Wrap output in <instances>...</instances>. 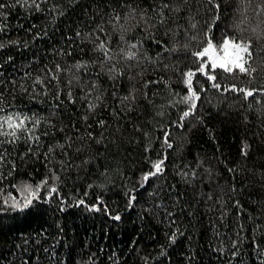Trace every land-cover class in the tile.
<instances>
[{
    "label": "trees",
    "instance_id": "1",
    "mask_svg": "<svg viewBox=\"0 0 264 264\" xmlns=\"http://www.w3.org/2000/svg\"><path fill=\"white\" fill-rule=\"evenodd\" d=\"M0 264H264V0H0Z\"/></svg>",
    "mask_w": 264,
    "mask_h": 264
},
{
    "label": "snow or ice",
    "instance_id": "2",
    "mask_svg": "<svg viewBox=\"0 0 264 264\" xmlns=\"http://www.w3.org/2000/svg\"><path fill=\"white\" fill-rule=\"evenodd\" d=\"M101 47H103V45H101ZM229 47H231L232 49L235 50V52H234L235 58L234 59H221L220 57H215V56L209 55L213 50V45L210 42L208 44V47L205 48L202 52L197 53V55H199L201 57H204L206 55L209 56V59L211 60V67L213 69L216 68L217 66H219L220 68H223L227 72H232L233 67H235V68H238L241 72H246L247 69L244 67L243 62H241L242 57L239 55V53L240 52H248V46L231 43V42L226 40V41H224V44L222 46L221 51H223L227 55ZM191 75L192 74L189 73V76H191ZM209 78L213 79V80L215 79V77H209ZM189 83H190V81H189ZM214 86L219 87V85H214ZM252 94H253L252 92L247 93L248 96H251ZM185 115H187V113H185ZM154 166H155L157 171H160V163H157ZM32 194L35 195V193H32ZM117 219H119V217H117Z\"/></svg>",
    "mask_w": 264,
    "mask_h": 264
},
{
    "label": "rangeland",
    "instance_id": "3",
    "mask_svg": "<svg viewBox=\"0 0 264 264\" xmlns=\"http://www.w3.org/2000/svg\"><path fill=\"white\" fill-rule=\"evenodd\" d=\"M227 41H229V42H231V43H235V44L243 45V44H241V43L234 42V41H232V40H227ZM248 51H249V48H248ZM234 52H235V50L232 49L231 47H229V48H228L227 55H226L223 51H221V49H220V50L215 49V47L213 46V50H212V52H211L209 55H211V56H215V57H220L221 59H234V58H235V56H234ZM247 53H248V52H240V53H239V55L242 57V61H241V62H243V64L245 63V60H246V58H247ZM208 57H209V56H208Z\"/></svg>",
    "mask_w": 264,
    "mask_h": 264
}]
</instances>
